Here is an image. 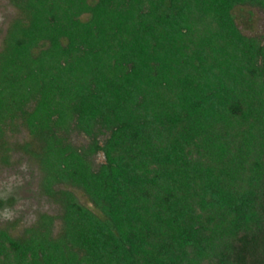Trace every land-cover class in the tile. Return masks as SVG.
Segmentation results:
<instances>
[{"label": "trees", "instance_id": "trees-1", "mask_svg": "<svg viewBox=\"0 0 264 264\" xmlns=\"http://www.w3.org/2000/svg\"><path fill=\"white\" fill-rule=\"evenodd\" d=\"M8 2L0 160L26 130L59 213L0 264H264V35L233 15L264 0Z\"/></svg>", "mask_w": 264, "mask_h": 264}, {"label": "rangeland", "instance_id": "rangeland-1", "mask_svg": "<svg viewBox=\"0 0 264 264\" xmlns=\"http://www.w3.org/2000/svg\"><path fill=\"white\" fill-rule=\"evenodd\" d=\"M16 15V10L8 0H0V45L5 30ZM235 22L246 36L264 35V11L239 6L233 10ZM7 139L15 150L10 152L9 164L0 160V228L7 229L11 235H22L24 229L32 226L41 213L57 215L59 207L40 193V172L34 159L25 154L19 147L29 140L26 130L7 132ZM70 141L74 145L84 144L85 138L81 134L72 133ZM102 155L94 158L99 164ZM75 194L79 202L92 209L91 204L83 193L75 188H67ZM59 221L55 222L58 227Z\"/></svg>", "mask_w": 264, "mask_h": 264}]
</instances>
